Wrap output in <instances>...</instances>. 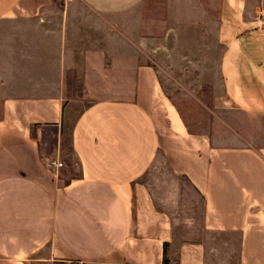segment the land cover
Listing matches in <instances>:
<instances>
[{
  "label": "crops",
  "instance_id": "crops-1",
  "mask_svg": "<svg viewBox=\"0 0 264 264\" xmlns=\"http://www.w3.org/2000/svg\"><path fill=\"white\" fill-rule=\"evenodd\" d=\"M259 1L0 0V264H264Z\"/></svg>",
  "mask_w": 264,
  "mask_h": 264
},
{
  "label": "rangeland",
  "instance_id": "rangeland-1",
  "mask_svg": "<svg viewBox=\"0 0 264 264\" xmlns=\"http://www.w3.org/2000/svg\"><path fill=\"white\" fill-rule=\"evenodd\" d=\"M72 0H55L56 3H70ZM199 1V12L197 14L196 21L191 17V14L194 15V9H191V4H195L191 0H179V9H176L178 12L177 23H182V25L187 26L185 30L187 32H183V35L187 41H199V50L192 49L194 45L191 47L192 50L190 52H198V55L201 56L202 51L205 52L206 49H202L203 46L206 47L207 42L210 44L213 39L215 40V31L218 26V8H219V0H214L213 3L207 0H198ZM259 1V0H257ZM194 6V5H193ZM194 8V7H193ZM257 11L255 17L248 16L249 20H254L257 24L264 27V0L259 1L256 7ZM211 10V11H210ZM173 13V12H172ZM196 15V14H195ZM197 26V37L193 38V34L189 31V25ZM189 31V32H188ZM218 57V50L215 49V58ZM202 58V57H201ZM205 58V57H204Z\"/></svg>",
  "mask_w": 264,
  "mask_h": 264
},
{
  "label": "built area",
  "instance_id": "built-area-1",
  "mask_svg": "<svg viewBox=\"0 0 264 264\" xmlns=\"http://www.w3.org/2000/svg\"><path fill=\"white\" fill-rule=\"evenodd\" d=\"M63 164L59 160H52L49 162V167L52 169L61 168Z\"/></svg>",
  "mask_w": 264,
  "mask_h": 264
}]
</instances>
